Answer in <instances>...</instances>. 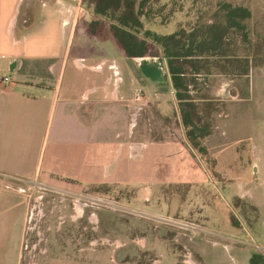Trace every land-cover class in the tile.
<instances>
[{
  "label": "crops",
  "instance_id": "crops-1",
  "mask_svg": "<svg viewBox=\"0 0 264 264\" xmlns=\"http://www.w3.org/2000/svg\"><path fill=\"white\" fill-rule=\"evenodd\" d=\"M147 1L0 0V175L32 179L38 192L70 197V207L63 201L65 219L67 210L74 222L84 218V193L151 176L143 163L164 159V146L174 143L160 133L173 120L188 146H201L195 157H206L210 133L195 135L201 116L191 108L214 103L208 94L193 98L191 81L230 74L191 77L188 69L173 76L160 46L149 56L145 34L162 36L164 25ZM166 86L177 97L174 119L160 106ZM214 114L203 113L210 121ZM23 194L10 186L0 192L1 264H21L30 232L43 240V203L35 206ZM43 264L100 263L59 255Z\"/></svg>",
  "mask_w": 264,
  "mask_h": 264
},
{
  "label": "rangeland",
  "instance_id": "rangeland-1",
  "mask_svg": "<svg viewBox=\"0 0 264 264\" xmlns=\"http://www.w3.org/2000/svg\"><path fill=\"white\" fill-rule=\"evenodd\" d=\"M147 3L164 25L159 29L162 36L180 29L209 30L221 38L215 39L219 50L230 43L241 54L251 39L261 57L250 61L248 76L238 74L243 60L232 59L225 70L230 75L191 81L193 98L208 94L214 103L212 108H191L201 116L195 119V135L210 133L205 135L204 162L194 154L195 149L203 153L201 146H188L173 120L160 133L164 141L174 143L164 146V159L143 163L142 171L147 167L151 176L104 186L99 194L84 193L87 206L77 222L69 218L70 210L67 219L61 212L66 210L62 194L38 192L39 184L32 179L0 175V192L7 186L20 188L31 204L43 203L46 213L39 223L43 240L38 242L37 233H29L21 264H43L59 255L100 264H250L251 255H264V0ZM238 9L250 14L242 22L248 41L236 22L228 21L227 13ZM151 20L148 26L155 30V18ZM166 87L168 94L160 106L174 119L177 97ZM211 109L213 121L203 115ZM71 201L70 197L65 201L68 207Z\"/></svg>",
  "mask_w": 264,
  "mask_h": 264
},
{
  "label": "trees",
  "instance_id": "trees-1",
  "mask_svg": "<svg viewBox=\"0 0 264 264\" xmlns=\"http://www.w3.org/2000/svg\"><path fill=\"white\" fill-rule=\"evenodd\" d=\"M227 16L230 25L236 22L234 26L237 30L239 29L243 38L248 41L249 34L246 31L245 24H242V22L250 18L249 12L245 9H238L232 15L227 13ZM238 17H240V20ZM148 20L150 21L151 19L149 18ZM145 36L152 42L148 44L149 56L159 54L160 49L157 46H160L167 69L173 76L175 74H186L189 68L193 72L192 75L197 76H209L219 71L222 73H230V71L225 72V70L232 59L243 60L241 71L245 75L250 70V61L261 57L259 49L251 44V39L249 46H246L241 54L237 50H232L230 43L225 48L219 50L217 40L221 38L209 30L207 32H203L202 30L196 32L194 29L192 31L180 29L179 31L164 36L149 31ZM199 38L200 41L198 43L197 40ZM219 42H222V40ZM125 52L130 54L127 48H125ZM250 264H264V255H252Z\"/></svg>",
  "mask_w": 264,
  "mask_h": 264
},
{
  "label": "built area",
  "instance_id": "built-area-1",
  "mask_svg": "<svg viewBox=\"0 0 264 264\" xmlns=\"http://www.w3.org/2000/svg\"><path fill=\"white\" fill-rule=\"evenodd\" d=\"M3 81H4L6 84H8V83L10 82V77H5V78L3 79Z\"/></svg>",
  "mask_w": 264,
  "mask_h": 264
}]
</instances>
